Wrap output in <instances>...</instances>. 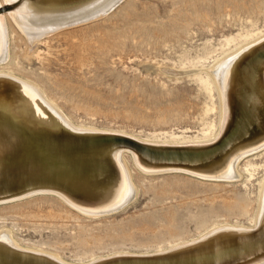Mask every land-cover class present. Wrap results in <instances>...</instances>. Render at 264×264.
I'll return each mask as SVG.
<instances>
[{
  "label": "rangeland",
  "instance_id": "obj_1",
  "mask_svg": "<svg viewBox=\"0 0 264 264\" xmlns=\"http://www.w3.org/2000/svg\"><path fill=\"white\" fill-rule=\"evenodd\" d=\"M12 12L0 13L8 48L0 73L33 85L74 127L144 144L212 141L221 109L209 71L264 36V0H121L33 42ZM121 157L135 192L126 206L88 216L53 195H32L0 204V232L22 248L88 264L168 250L214 226L253 228L264 148L243 157L238 176L224 182L142 174L127 152Z\"/></svg>",
  "mask_w": 264,
  "mask_h": 264
},
{
  "label": "bare ground",
  "instance_id": "obj_2",
  "mask_svg": "<svg viewBox=\"0 0 264 264\" xmlns=\"http://www.w3.org/2000/svg\"><path fill=\"white\" fill-rule=\"evenodd\" d=\"M119 1L2 4L13 5L9 18L17 19L33 42L54 29L103 16ZM6 38L0 19V62L7 57ZM209 72L220 95L219 133L212 141L191 145L144 144L125 133L74 127L33 85L0 73V200L47 188L59 192L78 212L119 210L135 193L121 157L122 142L133 145L131 161L141 170L175 168L219 178L214 181L235 179L237 163L264 148V36L223 58ZM257 206L251 229L214 226L158 256L126 259L120 254L123 257L96 258L88 264H264V184ZM29 249L16 244L7 230L0 232V264H67L56 255Z\"/></svg>",
  "mask_w": 264,
  "mask_h": 264
},
{
  "label": "water",
  "instance_id": "obj_3",
  "mask_svg": "<svg viewBox=\"0 0 264 264\" xmlns=\"http://www.w3.org/2000/svg\"><path fill=\"white\" fill-rule=\"evenodd\" d=\"M8 10L9 11L10 10L13 11V5H2V6H0V13L6 12ZM121 145L123 146V150L122 151L127 152L129 154V157H130V151H131L133 145L131 143H129V142H122ZM134 168L136 170H138L140 173L147 174V175L163 174V173H169V172H178V173H183V174H186V175H190V176H193L195 178L202 179V180L214 181V180H218L219 179V178H216L214 176H199L197 174L196 175L195 174H191V173L184 172V171H181V170L175 169V168H165V169H161V170H157V171H145V170H141L140 168H137L135 166H134ZM38 194H50V195H53L56 198H58L59 200H61L65 205H68V207H71L72 209H75L76 211L80 210L77 207L73 206L71 203H69L59 192L54 191V190H49L47 188L34 189V190H30V191L25 192V193H21V194H17V195L6 197L5 199L0 200V204L9 203L11 201H17V200H20L22 198H26L28 196L38 195ZM108 211H110V209H105V210L99 209V210H97L95 212H89L87 215L88 216H90V215L91 216H100V215L106 214ZM159 252H161V251H159ZM157 253L158 252L144 253V254H126L125 253V257H127L126 259L151 258V256H158ZM118 255H120V254L102 257V258H100L98 260H101L103 258H105V260H107L109 258L111 259V258H115V257H123V256H118ZM126 255H128V256H126Z\"/></svg>",
  "mask_w": 264,
  "mask_h": 264
}]
</instances>
